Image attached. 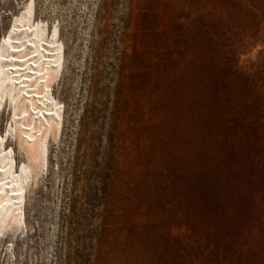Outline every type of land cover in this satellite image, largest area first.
I'll return each mask as SVG.
<instances>
[{
    "label": "rangeland",
    "instance_id": "obj_1",
    "mask_svg": "<svg viewBox=\"0 0 264 264\" xmlns=\"http://www.w3.org/2000/svg\"><path fill=\"white\" fill-rule=\"evenodd\" d=\"M27 20L60 129L0 264H264V0H0V47Z\"/></svg>",
    "mask_w": 264,
    "mask_h": 264
},
{
    "label": "bare ground",
    "instance_id": "obj_2",
    "mask_svg": "<svg viewBox=\"0 0 264 264\" xmlns=\"http://www.w3.org/2000/svg\"><path fill=\"white\" fill-rule=\"evenodd\" d=\"M56 50V40L33 37L28 20L19 22L0 47V111L7 103L16 109L0 138V236L23 228L26 187L47 167L46 140L60 129V114L46 96L60 69ZM11 135L26 152L29 171L16 170L13 155L5 151Z\"/></svg>",
    "mask_w": 264,
    "mask_h": 264
}]
</instances>
